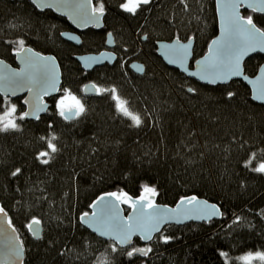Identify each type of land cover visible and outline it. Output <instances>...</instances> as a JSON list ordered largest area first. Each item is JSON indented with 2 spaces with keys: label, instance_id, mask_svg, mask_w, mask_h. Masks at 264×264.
<instances>
[{
  "label": "trees",
  "instance_id": "16d2710c",
  "mask_svg": "<svg viewBox=\"0 0 264 264\" xmlns=\"http://www.w3.org/2000/svg\"><path fill=\"white\" fill-rule=\"evenodd\" d=\"M125 2L94 0L96 8L104 4L105 25L81 33L82 43L75 45L61 36L71 29L66 18L40 11L28 0H0V58L15 64L21 46L13 42L23 40V47L57 57L61 91L83 95L88 82L114 87L143 121L132 127L128 118L118 116L110 94L83 95L86 114L69 121L52 103L38 120L21 122V98L9 100L17 105L21 130L0 133V205L24 244L23 264H249L238 258L264 252V173L251 170L264 163V105L251 99L243 81L200 84L167 66L156 51L159 40L194 37L191 63L203 56L218 34L215 0H152L136 15L119 7ZM243 15H251L264 30V14L244 10ZM108 33L114 36L117 60L85 71L75 56L105 50ZM132 61L145 65L143 75L130 69ZM263 63L264 55L251 56L245 73L256 75ZM228 92L235 96L229 99ZM4 101L0 96V105ZM52 133L56 153L40 140ZM41 151L53 157L47 165L36 158ZM253 152L252 164L245 167ZM16 168L21 173L13 177ZM143 186L155 188L160 204L174 206L182 197L197 195L219 204L223 216L167 225L162 230L170 237L167 243L160 234L149 244L135 238L136 247L152 252L133 258L126 255L130 247L121 251L116 244L118 251L112 252V241L80 223L99 195L138 196ZM237 216L240 220L233 223ZM33 217L43 225L40 239L25 227Z\"/></svg>",
  "mask_w": 264,
  "mask_h": 264
},
{
  "label": "snow or ice",
  "instance_id": "6c2138e0",
  "mask_svg": "<svg viewBox=\"0 0 264 264\" xmlns=\"http://www.w3.org/2000/svg\"><path fill=\"white\" fill-rule=\"evenodd\" d=\"M36 0H34V3ZM152 3V0H127L126 3L119 5L126 13L136 15L137 10L141 9V6H147ZM37 7L40 8H60L72 7L77 11V16L81 21V26H87L88 22L92 21L99 25L100 19H102L105 8L104 4L100 3L99 7L92 6V0H83V2L75 3L70 0H56V3L41 2L37 3ZM185 7L187 4L185 3ZM241 7H247L253 12H264V0H257V2H249V0H226L224 4L225 14L223 18L224 24V40L218 42L212 41L213 45H218L213 52L212 48H209V53L212 55V63H208V57L204 61H197V65L201 68L200 71L190 73L192 76H198L202 80H209L210 83L216 84L218 82H227L233 76H241L242 71L240 68V61L242 57L248 51H255L256 48L253 44H260L261 50L264 51V31H261L253 22L251 15L246 18L239 12ZM66 35V34H62ZM109 37L111 34L109 33ZM71 40H77V37L71 36ZM144 39H147L145 36ZM113 41L109 39L108 43ZM21 47L19 51L25 52L26 56L23 59L24 67L19 71H9L7 73H0V95L5 97L3 112L0 114V133H6L10 131H20V124L16 122L15 113L17 112L16 104L10 103L7 97L10 95L15 96L18 92L27 91L31 93L33 89H38L43 95H50L52 92H59L60 89L57 87L59 83L57 73L55 71L56 64L54 57H39L38 55L33 58L30 55L31 49H25L23 47L24 41L19 40L17 42ZM191 44H181L177 48H173L171 45H162V48L168 49V52L164 54L170 55L169 62L181 64L183 61L188 59V49ZM174 57V58H172ZM105 59H115V57H105ZM86 62L89 66L93 63H99V58H86ZM140 74H144L143 66H137L133 64L131 66ZM247 79V77H244ZM254 83V82H253ZM93 94L103 95L110 94V98L115 102L116 114L121 117H126L131 121L132 127H140L143 123L141 117L134 114L129 110L128 101L122 99L117 90L113 88H98L93 85ZM86 94L88 92V86L85 85L82 89ZM189 93L195 92V89L188 88ZM227 96L229 99L235 96V93L228 92ZM254 99L264 101V85H261L254 91ZM25 104L28 101H24ZM58 114L65 121L76 120L82 115L86 114L84 105L81 103L75 95L71 94L67 89L64 90V94L57 101ZM46 109L36 108L30 111H24L19 115V120L23 122L25 118L33 117L39 119V115L36 113ZM52 125L49 124V128ZM57 137L55 133L50 135V138L44 136L40 137V140L47 143V148L50 149L51 153L58 151L57 146L53 143ZM256 153H251L245 167H249L255 158ZM46 157V158H45ZM40 163L47 165L53 158L49 151H41L36 157ZM254 172L264 173V163L259 164L258 167L251 169ZM21 173L20 168H16L11 175L13 177ZM145 193L156 194L155 188L143 186ZM127 196V194H124ZM115 197L116 200H120L122 203L129 204L132 210V214L124 217L121 215L122 209L119 205L108 199ZM148 200L147 195H141L138 199L133 200L131 197L121 200V197L116 192L106 193L98 198L91 207L99 209V211H93L91 218L89 213L85 212L80 219L93 227V230L101 237H106L108 240L113 241L110 245L112 252H117L118 243L123 251L124 246H130L129 251L126 252L128 258H133L134 255L139 254L142 257H147L152 249L150 247H136L133 244V236H139L144 241H151L153 235L159 233L165 243L168 242L170 237L163 234L162 229L165 225L171 223H182L188 219H199V220H211L213 217L221 216L219 208L216 205H210L206 201H198L196 197H185L180 200L175 208H167L154 204L153 202L145 203ZM186 205H192L187 207ZM149 211H145V209ZM0 216L7 217V213L3 205H0ZM240 220L237 216L233 223ZM8 224H11L9 219ZM41 221L35 217L25 226L29 232L36 238L40 239V228ZM14 231V230H13ZM22 241L11 243L5 250L13 261L21 262L22 264ZM222 257H227L226 252H220ZM259 259L264 261V252L257 251L255 253L249 251L246 255L240 256L238 259L242 261H248L251 264L253 259Z\"/></svg>",
  "mask_w": 264,
  "mask_h": 264
},
{
  "label": "water",
  "instance_id": "95a60500",
  "mask_svg": "<svg viewBox=\"0 0 264 264\" xmlns=\"http://www.w3.org/2000/svg\"><path fill=\"white\" fill-rule=\"evenodd\" d=\"M29 1L38 10H40V11L51 10L55 14H57V15H59L61 17L66 18L68 20V23L70 24L72 30H65V31H63L61 33V36L65 40H67V41H69L71 43H74L75 45H80L82 43V37H81V33L82 32H84V31H86L88 29H91V28H93L95 30H101L104 27V25H105V20H104L105 19V12L103 14L102 19H100V21H99V25L100 26H96V23L95 22H92V21L88 22L87 26H81V21H80V19L77 16V11L74 8H72V7H64V8H60L59 10H57V8H47V7L40 8V7H37V3H41V2L56 3V0H36L35 3H34V0H29ZM70 2L79 3V2H83V0H70ZM249 2H257V0H249ZM225 3H226V0H215L216 16H217V23H218V34L210 41V43H209V45L207 47L206 53L203 56H201L198 59H196L193 62V64L191 62H192L193 56H194V47H195V38L194 37H191L188 40H182L180 38H174L172 40H159V41L156 42V51H157V54H158V56L163 60V62L167 66L179 70L181 73H183L187 77H189V78H191V79L199 82L200 84H205V85H208V86H217V85H227V84H230L232 81L241 80V81H243L249 87V89L251 91V99L254 102L258 103V104L264 105V101L257 100V99H254L253 98L254 91L256 89H258L259 87H261V85H264V63L260 66L257 74L254 75V76H250V75L246 74L245 73V70H244V63H245V61L248 58H250L251 56H253L255 54H262V55H264V51L261 50V45L260 44L254 43L253 44V47H255L256 50L255 51H248L242 57V59L240 61V68H241V71H242V75L241 76H233L227 82H218L216 84H212V83L209 82V80H202L198 76H192L190 74L192 72H197V71H200L201 70V68L196 63L197 61H204L205 58L208 57L209 58L208 59V63H212V55L209 53V48H212L213 49V52H215V49L218 46V45H213L212 44V41L213 40H216L218 42H222L224 40V24H223V18H224V14H225V8H224V4ZM92 6L95 7L94 0H92ZM244 10L253 12L251 9H249L247 7H241L239 9V12H240V14L242 16H244L243 15V11ZM254 13L264 14V12H254ZM253 22H254V20H253ZM255 25L261 31H264L256 23H255ZM62 34H66V35H62ZM110 34H111V37H109V33L107 35V41H106V47L107 48L105 50H103L101 52L82 53V54H77L75 56L76 60L80 63L81 67L85 71H92L96 67H99V66H102V65H105V64H110L111 65V64H114L115 63V61L118 58V55L114 51V46H115L114 36H113L112 33H110ZM71 36L77 37V40H71L70 39ZM109 39H111L113 42L112 43H108ZM189 41H191V44H190L189 49H188V52H189L188 59L185 60V61H183L182 64L180 62L170 63L169 62L170 55L169 56H166L164 54L165 52H168L169 50L162 48V45H171V46H173V48H177L181 44H188ZM24 48L25 49H31L32 50V52L30 54H27V55H30L33 58H35L37 55L39 57H45V56H47V57H54L55 58V64H56L55 71L57 73L58 80H59V83L57 84V87L61 91L63 77H62L61 65H60V62L57 59V57L54 54H51V53H43V52H40V51L34 49L31 46H25ZM25 56H26V53L25 52L17 51L16 54H15V65H13L10 62H8V61L0 58V73H7L9 71H19L20 69H22L25 66L22 58H24ZM93 57L94 58H99L100 59V62L99 63H93V64H91V66H89V63L86 62V58H93ZM105 57H115V59H105ZM172 58H174V57H172ZM133 64H135L137 66H143L144 73H145V65L142 62H140V61H133V62L130 63L129 67H130V69L134 73L139 74V75H143V74H140L138 71H136L134 68L131 67ZM244 77H247V79H244ZM85 85L88 86V92L86 94L83 91V94L85 96H94L95 94H93L94 89L92 88V86L93 85L97 86V85L95 83H93V82H88ZM83 89H84V87H83ZM59 92H52L50 95H43V94H41L39 92L38 89H33V91L31 93H29L27 91H22V92H18L17 95H15V96H12V95L9 94V96L7 98H11V99L22 98L23 99L22 100V104H23V106L25 108L24 111H30V110H34L36 108L46 109V110L38 111L36 113L37 115H39V118H40L41 116L45 115L48 112V110L50 109V107H51L50 99L56 97L59 94ZM0 96H2V95H0ZM3 98H5V97H3ZM26 100L28 101L27 104L24 103V101H26ZM25 119L26 120H31V121L38 120V119H35V118L31 117V116L28 117V118H25ZM107 193H110V192H107ZM116 193L121 197V200L127 199L128 197H131L133 200H136L141 195H147L148 196V200L145 201V203H148L150 201V202H153L154 204L159 205V206H162V207H165L166 206L167 208H175L176 205L180 202V200L182 198H185V197H189L190 198V197H193L194 196V197L197 198L198 201H206L210 205H216L219 208L220 212L222 213L221 216L213 217L211 220L188 219V220H184L182 223H178V224L177 223H171V224H174V225H185V224H188V223H191V222H195V223H208V222L213 221V220H219L223 216V212H222L219 204L210 202L209 200H207L205 198H201V197H199L197 195H190V196L182 197L180 200H178V202L174 206H169V205H164V204H160V203L157 202V193L155 195H152L151 193H145L144 191H142L138 196H131L130 194H128L126 192H121V193L116 192ZM125 193L127 194V196L124 195ZM104 194H106V193H103V194L99 195L91 203V205L94 202H96L100 196H102ZM108 199L112 200L114 203H116V204L119 205L120 209H122V212H121V215L122 216L127 217V216H129V215L132 214V210H131V207H130L129 204L122 203L120 200H116L115 197H110ZM91 205H90V209H89V212H88L90 218H91V213L93 211H99V209L92 208ZM186 206L187 207H192V205H186ZM126 210H127V212H126ZM145 211H149V209L146 208ZM80 217H79V221H80V223L84 227H86L88 230H90L92 233H94L99 238L104 239L106 241H110L106 237L99 236L93 230V227H90L89 224L84 223L80 219ZM9 219H10V216H9L8 213H7V217L6 218L3 217V216H0V264H21V262L13 261L5 253V250L8 248V246L11 243L18 242V241H22V239H21L18 231L13 226V224L12 223L11 224H8L7 221ZM171 224H169V225H171ZM166 226L167 225H165L164 227H166ZM39 228H40V236H42V233H43V225H42V223L39 225ZM157 234H159V233H156V234L153 235V239L151 241H144L139 236H133L132 240L134 242V239L135 238H139V239H141V241L144 244H149V243H151L154 240V238H155V236ZM117 245L119 247H121L118 243H117ZM125 247H130V246H124L123 248H125ZM22 248H23V253H22V264H23L24 259H25V247H24V244H22Z\"/></svg>",
  "mask_w": 264,
  "mask_h": 264
},
{
  "label": "rangeland",
  "instance_id": "374dc122",
  "mask_svg": "<svg viewBox=\"0 0 264 264\" xmlns=\"http://www.w3.org/2000/svg\"><path fill=\"white\" fill-rule=\"evenodd\" d=\"M126 2H127V0H126ZM125 2V3H126ZM127 60H124V62H122V64H124L125 62H126ZM133 62V61H132ZM71 94H73V95H75L78 99H80V101H81V103L84 105V107H85V102H84V98H83V95H80V94H78V93H75V92H73V91H71V90H68ZM63 93L58 97L59 99H60V97L64 94V90L62 91ZM57 98V99H58ZM56 99V105H57V101L59 100H57ZM12 104H15V103H12ZM6 106V105H5ZM17 106V105H16ZM57 107V106H56ZM58 109V108H57ZM18 112V111H17ZM17 112L15 113V118H16V116L18 115L17 114ZM256 261V260H259L258 258L257 259H253L252 261Z\"/></svg>",
  "mask_w": 264,
  "mask_h": 264
},
{
  "label": "flooded vegetation",
  "instance_id": "af4514ba",
  "mask_svg": "<svg viewBox=\"0 0 264 264\" xmlns=\"http://www.w3.org/2000/svg\"><path fill=\"white\" fill-rule=\"evenodd\" d=\"M29 1V0H28ZM30 2V1H29ZM68 30H72V28L71 29H68ZM85 32V31H84ZM83 33V32H82ZM19 51V50H18ZM17 52V51H16ZM16 54V53H15ZM13 65H15V64H13ZM63 92L62 91H60L59 92V94L56 96V97H54V98H52V99H50V102H51V105H52V103L54 104V106H55V108H56V110L57 111H59L58 109H57V105H56V99L62 94ZM84 95V94H83ZM85 96V95H84ZM2 97V96H1ZM5 99V98H4ZM11 98H7V100L9 101ZM16 99H18V98H16ZM59 99V98H58ZM57 99V100H58ZM21 100H23L22 98H21ZM25 110V109H24Z\"/></svg>",
  "mask_w": 264,
  "mask_h": 264
}]
</instances>
